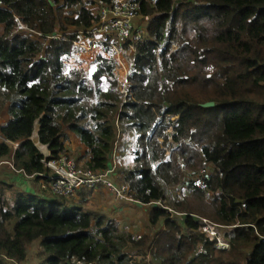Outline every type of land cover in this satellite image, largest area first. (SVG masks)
<instances>
[{"label":"trees","instance_id":"obj_1","mask_svg":"<svg viewBox=\"0 0 264 264\" xmlns=\"http://www.w3.org/2000/svg\"><path fill=\"white\" fill-rule=\"evenodd\" d=\"M111 1L0 0V161L47 183L36 143L55 157L73 132L84 168L100 173L121 134L116 173L151 206L154 235L136 239L80 201L13 192L0 178V264H24L33 243L38 264H264V0H131L147 37L123 47L121 91L109 49L88 70L66 63ZM200 171L204 189L192 184Z\"/></svg>","mask_w":264,"mask_h":264},{"label":"built area","instance_id":"obj_2","mask_svg":"<svg viewBox=\"0 0 264 264\" xmlns=\"http://www.w3.org/2000/svg\"><path fill=\"white\" fill-rule=\"evenodd\" d=\"M97 17V23L92 28L78 32L80 33V38L76 45L82 49L80 53L91 52L100 47L102 51H104V48L109 49L116 57L123 53V47L128 43L144 40L147 37L146 23L148 17H142L131 0H112L110 5L97 8ZM105 58H108L107 53ZM126 86H128L127 80L126 82H120V91L125 89ZM10 145L13 151L18 147L17 143ZM44 154L46 158L42 160V163L50 175L49 181L43 185V190L49 194L69 197L80 191H94L99 187H104L116 201L137 203L128 193V187L123 182L118 183L115 181L117 164L114 159V162H111V166L105 171L94 173L86 168L79 167L67 152L59 153L55 157L50 156V153L46 150ZM114 155L115 152L113 150L112 157ZM1 163L13 167L9 161H2ZM22 173L25 177L33 178V176H27L24 172ZM204 175L206 174L200 171L193 177L192 184L204 189L206 182ZM40 176L43 175L41 174ZM209 195L212 196V194ZM155 204L161 205V203ZM202 222L204 234L210 240H216L215 246L218 249L226 250L228 244L217 237L215 225L206 219H202ZM74 264L86 263L77 261Z\"/></svg>","mask_w":264,"mask_h":264},{"label":"rangeland","instance_id":"obj_3","mask_svg":"<svg viewBox=\"0 0 264 264\" xmlns=\"http://www.w3.org/2000/svg\"><path fill=\"white\" fill-rule=\"evenodd\" d=\"M92 2L93 1H91L88 4V6L91 9H95L96 5H93ZM131 55H132L131 50H129V51H126L124 53L119 54L116 57L114 56V58L116 60V63H117L115 73L117 74V78H119L120 82H126V80H124V78H126V76H127L128 59L131 57ZM96 56H97L96 51L92 52V53H88V55L86 56V58L84 60V63L88 64L89 61L91 59H95ZM78 64H81V62L78 63ZM90 66L91 65L89 64V68H90ZM88 69H86V70H88ZM113 123H114V126L117 127L116 120ZM32 138H33L34 141H36L35 140V135H33ZM120 138H121V134H118V140L114 144V147H113L115 155L113 157L111 156V158H112L111 162H114V160L116 161V164H117L116 168L117 169H120V165L118 164V158H119V156L121 154L119 152V150H120ZM75 140H77V142H78V138L73 132L65 133V141H64L65 152H67L71 156V158L76 161V163L78 164L79 167L84 168L83 163H84V160L87 158V155L84 152L83 154H81L83 156V158L81 160L77 159L78 156H81V155L77 154V152H78L79 147H82V146H79L80 144L77 145ZM127 140H128V138L126 139V141ZM121 162L122 161L120 160V163ZM25 179H28V180H26L25 186H24V188L22 190H24L27 193H31V192L45 193V195L49 196V193L43 190V185L46 184V183H44L42 181H39V180H36V179H33V178H29V177H25ZM115 181L118 182V183L121 182L120 173L119 174L116 173ZM79 193L80 192H77L74 195L66 197V199L70 198V201L71 200L77 201L78 199L77 200H75V199L79 198ZM81 193H85V195H87L85 197V200H83V199L81 200L82 205L80 204V207H82L84 210H87L89 212H93V213H96V214H104V213H101L100 211L108 212V209H104V208H106L107 203H108L107 200L109 199V196L107 195V191L104 192V196H105V198H107V200L103 199L101 204H98L97 200L94 199V198L88 200L89 196L91 195V191H87V192H82L81 191ZM184 194H185L184 187L178 186V187H173V188L169 189V196H170L171 199L180 198ZM110 201L111 200L109 199V202ZM128 217H129L128 219L134 218L137 221V223L136 224H130L128 221L123 220V219H120V220H117V221L119 222L120 228L121 227L129 228L134 233L130 232V230H128V229L124 230V229L121 228V230H124V231H127V232L133 234V236L136 239L139 238L140 236H142V235H139V234L147 232V208L146 207H143V205H142V207L137 208L135 211H133V212L131 211L129 213ZM160 228H159V230H160ZM153 235H154V232L151 231L150 232V236H153ZM38 247L39 246H38L37 243H33L27 248V260H26V262L24 264H38V262L41 260L40 257H38V255H37V252H38V249H39Z\"/></svg>","mask_w":264,"mask_h":264},{"label":"crops","instance_id":"obj_4","mask_svg":"<svg viewBox=\"0 0 264 264\" xmlns=\"http://www.w3.org/2000/svg\"><path fill=\"white\" fill-rule=\"evenodd\" d=\"M95 51H96L97 56L102 55L103 57H106V52L102 51L101 48L98 47V48L94 49V51H91V52H82L78 56V60H75L74 58H72V59H69L66 63H67V65H69L72 68H83L84 70H86L89 68V64L90 65L92 64L94 59H91L88 64H85L84 60H85L86 56L88 55V53H92ZM80 62H81V64H78ZM127 70H128V66H127ZM5 120H7L6 115L4 113H2L0 116V126L3 123H5ZM67 133H69V132H67ZM75 142L77 145L80 144L79 146H82V147H79L77 154L81 155L84 152H86V148L80 143L79 139H78V142H77V140H75ZM36 144L39 146V148L44 153L46 148L39 145L38 143H36ZM5 160H7V159H5ZM2 161L3 160L0 161V178L4 179V181L6 182L5 184L11 186L10 191L15 192V191L19 190L21 192L27 193L22 189L24 188L25 182L28 179H25V176L23 175L22 172H18V170H15L10 165H6V164L1 163ZM7 161L11 162V160H7ZM118 163L120 165V162H118ZM106 191H107V195L109 196V199L111 200L110 202H109V199L107 200V198H105V196H104V192H106ZM31 193L35 194V192H31ZM38 194H41V193L38 192ZM92 198L96 199L98 204H101L103 199L107 200L108 203H107L106 208H104V209H108V212H105V211L104 212L100 211V212L104 213V215L107 216L108 218L115 220V222H117L118 224H119V222L117 220H120V219L126 220L130 224H136L137 223V221L134 218L128 219L129 218L128 215L131 211L133 212L137 208L142 207V204H140L138 202L135 203V202H128V201H116L114 199V197L112 196V194L107 189H104V187H99L98 189L91 191V195L89 196L88 200H90ZM82 199L85 200V198H82L81 191H80L79 198H76L75 200L81 202ZM143 207L147 208V232L139 234V235H144V234H148L151 232L150 227H149V223H148V211L150 209L149 207H151V206L143 205ZM121 228L124 230L128 229V230H130V232H133L129 228H125V227L124 228L121 227Z\"/></svg>","mask_w":264,"mask_h":264},{"label":"water","instance_id":"obj_5","mask_svg":"<svg viewBox=\"0 0 264 264\" xmlns=\"http://www.w3.org/2000/svg\"><path fill=\"white\" fill-rule=\"evenodd\" d=\"M214 105L213 102H206L204 104H202L203 107H212Z\"/></svg>","mask_w":264,"mask_h":264}]
</instances>
